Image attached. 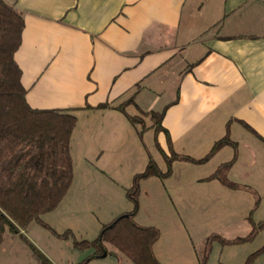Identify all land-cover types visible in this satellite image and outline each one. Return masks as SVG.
Wrapping results in <instances>:
<instances>
[{
  "label": "crops",
  "instance_id": "obj_1",
  "mask_svg": "<svg viewBox=\"0 0 264 264\" xmlns=\"http://www.w3.org/2000/svg\"><path fill=\"white\" fill-rule=\"evenodd\" d=\"M4 1L24 16L15 59L27 103L72 111L76 126L70 153L80 120L92 116V125L83 126L92 129V171H121L122 160L131 152L135 155V143L129 146L128 141L138 132L115 109L85 106L118 105L134 94L125 108L129 115H136L130 113L137 112L136 107L146 112L166 108L162 126L176 154L202 158L226 132L236 144L235 150L221 147L204 164L172 162L164 186L222 192L226 186L207 178L235 155L227 180L254 190L260 199L256 210L262 207L264 0ZM147 134L156 150L155 138L169 154L163 132L155 136L148 129L141 138ZM179 223L187 230L185 218ZM161 242L160 232L153 251L161 264L198 262L192 255L188 260L179 257L172 243Z\"/></svg>",
  "mask_w": 264,
  "mask_h": 264
},
{
  "label": "trees",
  "instance_id": "obj_2",
  "mask_svg": "<svg viewBox=\"0 0 264 264\" xmlns=\"http://www.w3.org/2000/svg\"><path fill=\"white\" fill-rule=\"evenodd\" d=\"M25 22L23 14L13 5L0 0V244L8 229L12 234L22 235V231L35 223H42L41 216L55 210L68 192L74 177L73 160L70 153V141L76 126V117L70 110L32 108L26 101L27 90L22 85V71L15 59L22 43ZM134 94L118 105L101 103L85 109H115L123 113L132 125H139L138 135L152 129L155 136L163 132L169 154L157 143L166 170L162 172L157 164L149 158L143 172L134 175L132 186L126 191L133 208L102 225L98 236L93 241H74V247L84 249L94 247V257L123 255L132 264H161L156 258L153 247L160 238V231L154 226H143L135 221L138 211L139 181L149 177L164 180L171 175L174 161H186L204 164L223 146L230 145L236 149L228 134L217 141L202 158L176 154L171 150L168 132L162 126L166 108L161 111H142L138 107L136 115H129L125 108L133 103ZM145 118L150 125H145ZM233 158L218 167L207 179H217L221 184L233 190H245L254 197L253 207L249 212L250 232L244 237L231 240L217 235L209 236L205 241L199 264H206L209 244L218 239L222 244H244L252 241L264 228V222L255 223L252 213L259 204L258 194L249 187L235 184L226 178V173ZM69 231L59 235L67 238ZM107 245L113 250L109 251ZM32 256L36 264H53L38 249L31 245ZM264 252V245L249 255L245 264L254 256ZM92 256L80 264H86Z\"/></svg>",
  "mask_w": 264,
  "mask_h": 264
},
{
  "label": "rangeland",
  "instance_id": "obj_3",
  "mask_svg": "<svg viewBox=\"0 0 264 264\" xmlns=\"http://www.w3.org/2000/svg\"><path fill=\"white\" fill-rule=\"evenodd\" d=\"M144 120L149 126L150 120ZM85 125H92V116L88 121L80 120L71 145L74 177L68 192L55 210L41 216L42 223L33 222L21 232L28 242L8 229L5 231L0 244V264H36L30 244L53 264H80L91 256L86 264H132L121 254L94 257V247L78 249L74 247V241H93L102 225L132 210L126 191L132 186V173L144 171L149 152L162 172L166 170L165 163L154 147L151 134L145 138L137 135L135 140L128 141L129 146L135 143V155L131 152L122 160L118 168L121 171H92V129H83ZM134 128L139 132V125ZM121 154L123 146L116 157ZM118 158L112 163H117ZM141 181L135 221L145 224L143 226L157 223L162 234L161 243H172L179 257L183 255L188 260L192 255L191 259L198 261L209 236L231 240L246 236L251 229L248 216L253 197L247 192L225 187L219 188L222 192L209 187H169L156 177L144 184ZM182 217L187 222V230L179 223ZM252 219L255 223L264 222V204L255 209ZM67 231L70 233L67 238L59 237ZM263 245L264 228L252 241L244 244H222L218 239H212L206 264H245L247 257ZM107 249L113 250L110 245ZM189 264H194L193 260ZM249 264H264V252L254 256Z\"/></svg>",
  "mask_w": 264,
  "mask_h": 264
}]
</instances>
